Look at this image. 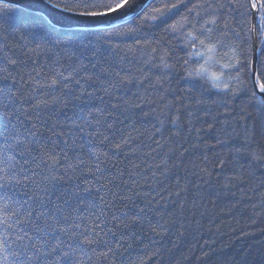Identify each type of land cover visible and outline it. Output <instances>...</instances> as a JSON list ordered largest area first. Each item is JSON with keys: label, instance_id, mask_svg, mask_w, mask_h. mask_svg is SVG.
<instances>
[{"label": "snow or ice", "instance_id": "1", "mask_svg": "<svg viewBox=\"0 0 264 264\" xmlns=\"http://www.w3.org/2000/svg\"><path fill=\"white\" fill-rule=\"evenodd\" d=\"M181 3L183 0H154L145 8L144 0H43L50 9L90 20L118 19L138 10L147 27L167 24L166 33H183L187 46L195 49L188 53L191 61L183 59L187 67L181 69L185 79L193 81V87L203 81L218 90L223 94L224 107H228L225 97L245 94L252 98L249 107L255 113L240 108L235 126L226 120L219 129L238 140L221 168L241 161L264 166V67L258 72L253 69L250 87L240 75L249 64L241 59L244 45L251 42L264 47V0H197L189 13L203 21L199 35L186 31L191 26L188 16L168 23ZM249 17L258 19L253 23ZM27 27L49 46L52 67L47 71L46 65L45 72L33 68L35 77L31 80L20 76L18 82L10 75L0 78V264H84L81 257L92 264L100 247L106 250L102 253L104 264H114L113 258L121 257L122 249L131 248L129 242H135L145 226L156 233L157 228L167 231L166 225L176 223L172 220L169 224L165 219L169 210L161 203V193L167 191L164 180L183 165L190 137L192 148L211 147L204 144L196 122L201 119L200 113L213 116L214 109L208 100L194 97L190 88L179 107L173 101L158 114L152 113L156 119L153 136L149 137L156 145L152 152L165 145L167 150L161 163L148 165L152 171L145 187L137 177H143L147 169L133 164L126 170L109 154L123 152L132 139L130 133L125 135L116 127L120 122L117 110L131 119L135 109L141 107L135 101L116 97V92H130L137 84L142 87L144 81H149L153 89L159 85L163 91V81L176 67L165 58L172 54L165 51L153 55L157 49H151L143 63L162 69V73L154 82L148 75L141 80L118 62H109L103 44L111 33L89 39L85 34L64 32L43 16L33 17ZM91 35L101 37L100 33ZM223 48H229L230 53L222 52ZM137 71L144 73L143 68ZM41 75L43 80L36 79ZM20 82L27 86L21 87ZM137 99L148 103L139 95ZM209 130H213L211 125ZM117 131L121 132L118 139ZM155 133H159V140L154 139ZM225 143L219 140L221 146ZM152 152L145 156L155 160ZM203 159L207 160V155ZM191 174L211 178L204 169ZM188 183L186 180L175 193L177 197L188 191ZM179 208L183 210V204ZM153 217L158 218L155 224ZM120 264H125L123 259Z\"/></svg>", "mask_w": 264, "mask_h": 264}, {"label": "trees", "instance_id": "2", "mask_svg": "<svg viewBox=\"0 0 264 264\" xmlns=\"http://www.w3.org/2000/svg\"><path fill=\"white\" fill-rule=\"evenodd\" d=\"M152 3L154 0H150L145 8ZM195 3L197 0H183L180 7L170 14L168 23H174L188 16L191 26L187 27L186 31L199 35L198 30L203 21L189 13V9ZM241 3H246V0H241ZM39 16L16 6L0 3V78L10 75L18 82L20 76H24L25 80H31L35 77L33 68L45 72L46 65L47 71H51L52 65L49 58L53 54L52 51L38 35L34 37L33 31L27 27L33 17ZM235 18L239 19L238 16ZM249 19L252 21V17ZM166 27L167 24L160 27H147L143 23V13H141L113 28L61 29L68 33L85 34L89 39H100L107 36V33H111L107 43L103 44V50L109 57V62H118L125 71L135 73L141 80L144 75H148L154 82L162 73V69L152 68L143 63L151 49H157V53L153 55H160L165 51L172 54L171 58H165L168 63H175L176 67L169 72V78L163 81V91L160 90L159 85L153 89L149 86V81H144L142 87L137 84L136 87L131 88L130 92L125 90L116 92V97L135 101L141 107L135 109L131 119H125L117 110L120 122L116 124V127L125 135L130 133L132 139L129 140L130 146L123 152L109 154L113 161L118 162L119 167L126 170L131 169L133 164H139L141 168L147 169L143 177H137L145 187H147L145 179H150L152 171L148 165L161 163V158L167 150L165 145L164 149L152 152V149L156 148L153 139L149 138L153 136V125L156 124L155 115L152 113L158 114L166 103L173 101L179 107L183 102L182 97L187 95V90L190 88L194 97H203L214 109L213 116L200 113L201 119L196 122V127L202 129L201 137L204 144L211 147L192 148L190 137L189 143L185 145L189 148V152L186 154L183 165L168 173V178L164 180L167 191L161 193L164 196L161 203L169 210L165 219L169 221V224L172 220L176 223L171 224L170 227L166 225L167 231L157 228L156 233L147 230L145 226L143 234L135 242H129L132 245L131 248L126 251L122 249V256L113 258L114 264H120L121 259L125 264H245V262L246 264H264V166L241 161L239 164L234 162L224 164L223 169L221 168L222 163L229 159L231 147L236 145L238 140L234 136L220 133L219 129L226 120H230L235 126V121L240 118V108H248L255 113V109L249 107L252 98L245 94L231 99L225 97L228 100V107H224L221 100L223 94L218 93V90L211 89V86L203 81H199L196 87H193V81L185 79L186 73L181 69L187 67L183 64V59L191 61L188 53L195 49L187 46L188 42L183 39V33H166L164 31ZM131 29L136 31H130ZM94 33H100L101 37H93L91 34ZM81 38L83 39V36ZM229 42L230 40L225 41V43ZM97 47H100L99 43ZM196 47H199L198 41ZM221 51L230 53L231 50L223 48ZM55 55L60 57L59 52ZM147 58L151 59V56ZM241 59H247L249 62L248 68L242 69L240 75L250 87L253 59L251 42L244 45ZM5 60L7 63L4 62ZM13 61L15 64L12 63ZM155 62L159 63V60ZM224 62L226 61H221V63ZM261 67H264V47L259 45L257 72ZM139 68L144 69L143 74L137 71ZM36 79L43 80L44 75ZM20 86L27 85L20 82ZM137 95L147 99L148 103L138 100ZM213 100L217 101V104L212 105ZM113 103H116L115 99ZM142 113H148V115H142ZM210 125L213 130H209ZM228 132H231L230 128ZM120 135L121 132L117 131L116 138L118 139ZM194 136L195 133H193ZM154 139H160L159 133H155ZM219 140L227 141V143L221 146ZM132 148H136L137 151L133 153ZM149 152H152L155 160L145 156ZM203 155H207V160L203 159ZM193 164L196 166L194 167ZM201 169L211 173V178L204 176L201 179L191 174L200 172ZM186 180L190 181L187 184L188 191L181 192V195L177 197L175 193L185 186ZM196 185L199 187L197 188ZM172 201L177 203L173 204ZM180 204H183V210H180ZM157 219V217L152 218L153 224ZM105 251L103 247L97 248L92 264H104L102 253ZM81 259L84 260V264H88L87 257H81Z\"/></svg>", "mask_w": 264, "mask_h": 264}, {"label": "water", "instance_id": "3", "mask_svg": "<svg viewBox=\"0 0 264 264\" xmlns=\"http://www.w3.org/2000/svg\"><path fill=\"white\" fill-rule=\"evenodd\" d=\"M150 0H144V7ZM0 3L9 4L22 8L24 10L33 12L40 16L46 17L50 22L56 24L60 29L64 30H99L113 28L118 25H122L135 16H137V11H130L127 13L126 17H120L118 19H112L111 17L106 18V20H90L83 17H73L70 14L63 13L59 10L50 9L43 4V0H0ZM258 17H252V22L255 23ZM259 56V45L256 43L253 45V59L251 65V73L253 69L257 70Z\"/></svg>", "mask_w": 264, "mask_h": 264}]
</instances>
